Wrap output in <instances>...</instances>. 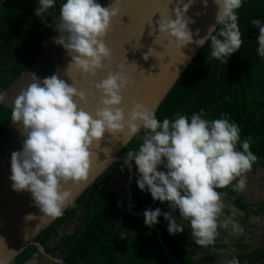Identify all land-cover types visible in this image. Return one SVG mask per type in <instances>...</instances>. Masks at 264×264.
<instances>
[{
	"label": "clouds",
	"instance_id": "obj_1",
	"mask_svg": "<svg viewBox=\"0 0 264 264\" xmlns=\"http://www.w3.org/2000/svg\"><path fill=\"white\" fill-rule=\"evenodd\" d=\"M168 3L173 4V0ZM194 3L195 0H175L171 12L168 8L159 13L155 44L162 37H170L169 42L174 41L180 49L193 42L188 25L195 21L186 14ZM213 3L218 8L215 24L219 28L209 27L207 35L196 43L203 47L210 41V56L226 64L243 44L237 15L243 0H213ZM121 4L122 0H114L103 7L97 0H66L60 6L59 22L55 25L59 35L53 37V42L71 56L69 67H75L86 79L104 71L105 62L107 66L111 63L112 53L105 37L119 15ZM202 4L207 8L208 0H202ZM54 5L55 0H38L35 15L43 17ZM251 24L259 29L257 53L264 58V21L252 19ZM196 34L199 35V30ZM140 47L139 43L136 49ZM155 52L150 47L143 59L157 57ZM31 76L32 82L13 101L11 120L24 139L22 151L11 154L10 179L14 191L31 193L43 217L56 219L63 215L73 199V193L63 186L71 184L78 188L89 179L92 149L100 146L106 133L113 138L125 134L130 139L143 129L146 134L139 150L123 156L127 157L125 166L129 167L134 160L138 188L149 191L154 201L168 202L173 211L179 210L178 222L171 213L149 208L143 213L145 225L151 228L163 215L168 232L175 235L182 233L184 222H188L191 238L202 248L214 243L220 228L243 233V227L233 218L235 213H224L223 194L216 190L237 181L233 190L244 191L245 174L257 156L250 150L251 138L241 141L240 128L225 114L209 121L203 118L202 111L194 113L190 120L177 113L175 119L165 118L161 122L154 109L133 102L126 117L123 92L133 81L125 74L123 65L115 71L109 69L94 84V91L87 92L74 81L69 85L58 74L43 80L35 74ZM96 94L100 99L93 114L81 104L86 105L89 95L95 99ZM5 99L6 93L0 91V103ZM238 142L242 151L237 150ZM161 165L166 172L158 170ZM222 216L225 218L221 219ZM228 264H239V260L233 257Z\"/></svg>",
	"mask_w": 264,
	"mask_h": 264
},
{
	"label": "trees",
	"instance_id": "obj_2",
	"mask_svg": "<svg viewBox=\"0 0 264 264\" xmlns=\"http://www.w3.org/2000/svg\"><path fill=\"white\" fill-rule=\"evenodd\" d=\"M65 2L55 0L54 7L43 17L35 15L38 0H7L0 4V91L6 92L33 66L50 33L45 17L52 14L59 22L60 6ZM237 15L243 40L240 50L225 64L210 56L208 41L156 110V116L162 122L165 118L175 119L179 113L190 120L194 113L202 111L203 118L211 121L225 114L240 128L241 141L251 138L250 150L257 156L251 168L254 169L264 166V58L257 53L259 29L251 20L264 21V0H243ZM11 111L7 104L0 103V149L12 133ZM145 134L142 129L121 155L138 151ZM237 150L242 151L239 142ZM134 167L132 210L143 215L149 208H159L179 222L178 209L173 211L168 202L154 201L149 191L138 188V169ZM158 170L166 172L162 165ZM121 173L128 180L129 167L125 163L112 164L35 239L47 255L53 257L59 252L63 264H176L165 254L162 241L179 264L213 262L194 261L189 256V249L198 245L187 236L191 230L188 222H184L182 233L171 235L163 215L149 228L144 216L130 214L127 198L120 197L118 188L110 189L119 184L115 178ZM220 191L235 206L244 207L231 185ZM53 240L57 244L51 247ZM36 254L38 248L32 245L9 264H26Z\"/></svg>",
	"mask_w": 264,
	"mask_h": 264
},
{
	"label": "water",
	"instance_id": "obj_3",
	"mask_svg": "<svg viewBox=\"0 0 264 264\" xmlns=\"http://www.w3.org/2000/svg\"><path fill=\"white\" fill-rule=\"evenodd\" d=\"M108 1L106 0L102 6L104 7ZM174 7L175 0L170 5L168 0H130L124 7H120L119 15L113 20L115 24L105 37V43L110 49L112 57L109 66H107L108 62H105L104 71L98 72L95 77L86 79L75 67H69L71 56L66 52L59 65L54 66L52 74L58 70L59 75H62V80L69 85L74 81L78 88L87 92L89 89L94 91V84L103 79L109 69L115 71L123 65L125 74L133 81L132 86L123 92L122 107L126 117L133 102H139L156 112L203 48L198 46L196 41L207 35L209 27L213 25L219 27L215 24L218 8L213 0H208L207 8H204L202 0H195L193 7L186 14L195 21V23L188 25L192 32L193 42L180 49L174 41L169 42L170 37H162L155 44L154 40L159 35V26L156 22L160 19V14H163L168 8L171 12ZM197 13L203 14L197 16ZM197 30H199V35L196 34ZM139 43L142 47L136 49ZM150 47L155 49L154 55L158 58L150 57L145 61L143 55L148 52ZM133 62L136 65L132 64ZM99 99V94H96L95 99L89 95L88 103L82 104L81 107L94 114ZM137 135L138 133L129 139L126 138L125 134H120L115 138L108 133L105 134L100 146H94L92 149V167L89 179L78 188L71 184L63 186L65 190H70L73 193L72 202L64 209L63 213L112 164L116 162L125 163L127 157H123L121 153ZM3 166L2 161L0 169ZM134 168L131 162L126 184L127 206L130 214L143 216L132 210L131 184L134 179ZM2 177L3 175L0 174V178ZM57 219L43 217V213L35 206L31 193L14 191L11 180L0 185V264H9L32 245L38 248V252L45 253L44 248L36 243L35 239ZM161 245L172 262L179 264L162 241Z\"/></svg>",
	"mask_w": 264,
	"mask_h": 264
},
{
	"label": "crops",
	"instance_id": "obj_4",
	"mask_svg": "<svg viewBox=\"0 0 264 264\" xmlns=\"http://www.w3.org/2000/svg\"><path fill=\"white\" fill-rule=\"evenodd\" d=\"M63 53H66V51ZM245 175V190L236 191L244 203L243 208H238L222 196L225 204L224 213L226 215L235 213L233 218L243 227V233L236 234L231 228L218 229L220 234L215 238L211 247L194 246L189 249L188 253L192 260L212 259L213 262L210 264H228V261L236 257L239 264H264V166H256ZM236 182L233 181L231 186L233 187ZM216 191L221 192L220 189ZM223 218L225 217L222 216L221 219ZM187 236L191 237V230H189ZM56 244L57 240H53L51 247ZM46 255V253L38 252L26 264H29L30 261H34V264H60V262H63L59 252H56L53 257L50 256L54 260L48 258L49 261H47L45 258L49 255ZM249 259H252L250 263H244Z\"/></svg>",
	"mask_w": 264,
	"mask_h": 264
},
{
	"label": "rangeland",
	"instance_id": "obj_5",
	"mask_svg": "<svg viewBox=\"0 0 264 264\" xmlns=\"http://www.w3.org/2000/svg\"><path fill=\"white\" fill-rule=\"evenodd\" d=\"M7 0H0V4H3ZM101 6L106 2V0H97ZM46 22L48 23L50 27V33L49 36H47V43L45 45L44 50L40 53V57L37 60V62L30 67L27 72L20 78L11 88H9L6 92V99L4 101L5 104H7L9 107H13V101L15 97L21 92L22 89L26 88L29 83L32 82V76L31 74H35L39 79L43 80L46 77H50V75L53 72L54 66H58L59 63L62 61L63 58V52L65 51L62 46H59L53 42V37H57L59 35L58 31L55 30V25L58 24L55 17L50 14L45 17ZM63 48V51H62ZM19 129L16 128V126H13L11 138L9 139L8 143L3 145L0 149V164L8 150V147L10 146V143L12 139H14L18 133ZM132 165L135 166V161H132ZM125 176L121 173L116 176L115 182H118L119 184L110 186V189L118 188V192L120 197H125L128 200V195L126 191V182ZM230 204V203H228ZM72 227V226H71ZM75 227V225H74ZM47 256V255H46ZM48 258H51L50 256H47L45 258L47 261ZM52 259V258H51Z\"/></svg>",
	"mask_w": 264,
	"mask_h": 264
},
{
	"label": "bare ground",
	"instance_id": "obj_6",
	"mask_svg": "<svg viewBox=\"0 0 264 264\" xmlns=\"http://www.w3.org/2000/svg\"><path fill=\"white\" fill-rule=\"evenodd\" d=\"M114 2V0H109L107 2V4L104 7L109 6L110 3ZM128 2H130V0H122V4H121V8L124 7ZM115 22H112V27L113 28ZM111 31V30H110ZM109 31V32H110ZM53 74H58L59 75V71L56 70ZM52 74V75H53ZM51 75V76H52ZM62 75H59V78L61 79ZM82 105V104H81ZM16 137L14 139H12L10 146L8 147V150L3 158V168L0 169V174L3 175L2 178H0V185L5 184L6 182L10 181V176H11V154L14 151H22V145H23V137L21 135V130L18 131L17 135H15Z\"/></svg>",
	"mask_w": 264,
	"mask_h": 264
},
{
	"label": "flooded vegetation",
	"instance_id": "obj_7",
	"mask_svg": "<svg viewBox=\"0 0 264 264\" xmlns=\"http://www.w3.org/2000/svg\"><path fill=\"white\" fill-rule=\"evenodd\" d=\"M62 51H63V48H62ZM63 55H64V53H63ZM10 138H11V136H10ZM127 182V181H126Z\"/></svg>",
	"mask_w": 264,
	"mask_h": 264
}]
</instances>
